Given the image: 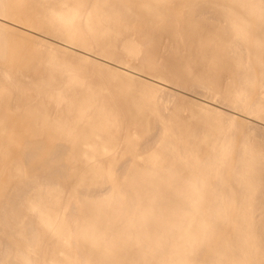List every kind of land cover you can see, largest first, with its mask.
Listing matches in <instances>:
<instances>
[{"label":"bare ground","instance_id":"obj_1","mask_svg":"<svg viewBox=\"0 0 264 264\" xmlns=\"http://www.w3.org/2000/svg\"><path fill=\"white\" fill-rule=\"evenodd\" d=\"M0 264H264V0H0Z\"/></svg>","mask_w":264,"mask_h":264}]
</instances>
